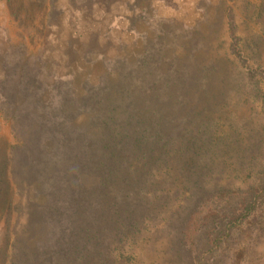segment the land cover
Masks as SVG:
<instances>
[{
	"label": "trees",
	"instance_id": "1",
	"mask_svg": "<svg viewBox=\"0 0 264 264\" xmlns=\"http://www.w3.org/2000/svg\"><path fill=\"white\" fill-rule=\"evenodd\" d=\"M247 5L263 22L264 0ZM224 7L235 59L212 54L193 27L184 43L159 35L108 56L97 79L49 81L42 53L0 43V116L14 138L0 146V264H128L116 251L150 224L171 264H253V238L264 237V122L235 107L264 112V66L250 63L246 48L258 42L244 49ZM61 13L50 9L49 22Z\"/></svg>",
	"mask_w": 264,
	"mask_h": 264
},
{
	"label": "rangeland",
	"instance_id": "2",
	"mask_svg": "<svg viewBox=\"0 0 264 264\" xmlns=\"http://www.w3.org/2000/svg\"><path fill=\"white\" fill-rule=\"evenodd\" d=\"M221 5L224 9L227 5L232 7L244 49L249 42H258L256 52L246 48L251 55L250 63L264 66V21L258 17L257 9L247 5V0L225 4L222 0H0V43L7 48L9 43L25 42L29 52L42 53L48 60L49 70L45 74L49 81L56 74L81 76V72H92L97 79L105 70L104 59L108 56L131 55L159 35L169 43L182 35L184 43L196 27L202 32V41L213 46L212 54L224 56L228 52L235 59L229 53L228 21L219 20ZM50 9L62 10L52 22H49ZM161 22L175 26L171 34L162 30ZM88 51L95 58L90 62L86 60ZM238 64H235L237 71L243 70L242 64ZM235 110L242 119L250 117L256 124L259 120L264 122L260 108L249 110L247 105H236ZM13 141L10 123L0 116V146L9 148ZM0 227L4 234L3 220ZM156 229L154 224L148 225L117 250L121 263L171 264L165 240L154 238ZM253 246L255 253H246L247 258L254 260L253 264H264V237L253 238Z\"/></svg>",
	"mask_w": 264,
	"mask_h": 264
}]
</instances>
